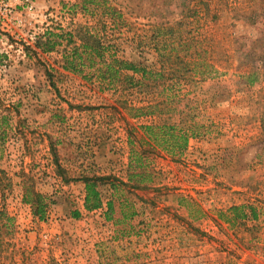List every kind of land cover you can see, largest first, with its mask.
<instances>
[{
    "label": "rangeland",
    "instance_id": "obj_1",
    "mask_svg": "<svg viewBox=\"0 0 264 264\" xmlns=\"http://www.w3.org/2000/svg\"><path fill=\"white\" fill-rule=\"evenodd\" d=\"M93 1L86 15L80 6L72 10L78 0H33L31 9L5 0L22 24L0 20V264H144L151 252L143 254L138 243L154 252L157 240L145 235L142 220L127 219L142 201L150 204L141 219L161 217L165 203H183L199 220L200 241L206 228L214 230L216 264H264V0ZM48 26L89 27L118 59H142L154 71L161 49L168 56L163 80L142 87L138 76L131 83L121 76L108 84L98 77V61L93 67L85 61L79 75L65 72V40L49 53L36 46ZM171 69L182 77L172 92ZM254 69L255 83L241 80ZM166 95L196 133L176 155L150 151L141 128L158 115L136 112ZM77 125H117L129 157L133 149L142 159L133 171L141 186H132L137 177L131 184L114 178L113 211L98 226H75L64 208L77 198L61 189L69 181L64 174L79 170ZM27 190L49 204L45 221L22 202Z\"/></svg>",
    "mask_w": 264,
    "mask_h": 264
},
{
    "label": "trees",
    "instance_id": "obj_2",
    "mask_svg": "<svg viewBox=\"0 0 264 264\" xmlns=\"http://www.w3.org/2000/svg\"><path fill=\"white\" fill-rule=\"evenodd\" d=\"M94 4L96 3L93 0H78V3L73 4L71 8L73 10L76 6H80V10L86 14L89 12L88 8L95 6ZM105 16H111V14H105ZM92 32L93 29L89 27H77L76 29L67 32L56 27L54 30L51 29L46 31L43 38L37 42L36 46L42 53H49L53 52L56 47L61 45L62 42H59L60 40H65V44L63 45L64 53L61 68L63 71L70 74H81V72H83V68H86L85 61L88 67L95 66V62L98 61L99 64H96V67H98V77L103 82H108V84H113L114 81L118 80L121 76H123L126 83L133 82L134 76H138L139 80L137 83L142 87H144L143 82H146L147 80L152 83L163 80L166 70L164 58H168V56L161 53V49L160 55H158V58H160V67L158 70L154 71L151 68L146 67L144 63L141 62L142 59L139 63H135L133 61L131 62L123 58L118 59L116 55L112 53V45L98 39L96 36H92ZM74 38H76V42L74 41ZM60 47H62V45ZM163 50H166V47H164ZM171 70L173 72V75L170 76V81L172 83L168 86V88H170V92H172V88L177 85L178 80L182 78L176 74V71H174L175 69ZM180 70H182L185 74L189 71L186 66ZM255 72L256 70L252 73L244 74L241 80H244L250 85L255 83ZM172 98L173 96L166 95L163 101L156 102L152 106L145 107V109L142 108L136 110L139 116L146 114V111L149 110H152V112L158 115L159 120L157 123L153 125H146L141 128V130H143L142 136L146 144L149 146L150 151L156 150L159 153L162 152L169 155L180 154L187 149L189 139L196 136L193 128L191 126H186L188 125L186 120L187 116L184 115L183 112H177L175 108H172V105L174 104ZM173 119L177 120L176 123L175 121L171 122ZM131 144L132 143L130 141V145ZM141 162V156L137 155L132 149L130 152L127 171L129 184H131L133 178L142 177L137 174L134 175L133 173V171L137 168H141ZM81 182L85 186L84 207L85 210L89 212L97 210L101 207V197L97 191L98 186L100 187L106 183L110 185L112 190L115 188L114 178L110 177L82 178ZM137 183V185L132 186L137 188L140 187L142 179L140 178ZM139 200L141 199L139 198ZM22 202L29 205L34 219L38 221H45L49 204L45 201L43 196L34 193L31 190H27ZM232 210L234 211L235 209ZM112 211L113 201L111 199L107 204L106 219H110L109 216ZM73 218H77L76 215H73ZM123 218L125 219L126 217L123 216Z\"/></svg>",
    "mask_w": 264,
    "mask_h": 264
},
{
    "label": "crops",
    "instance_id": "obj_3",
    "mask_svg": "<svg viewBox=\"0 0 264 264\" xmlns=\"http://www.w3.org/2000/svg\"><path fill=\"white\" fill-rule=\"evenodd\" d=\"M45 126L47 128L49 127V125ZM115 126L117 125H77L74 127L82 134L79 138L80 140L78 139L79 170L77 174L69 173L67 175L68 177L64 174L65 170L61 172L65 175V178L69 180L65 182L66 186L64 188L61 187V189L64 190L67 188V190H69V195H77L76 199L70 197L71 200L66 201V207L64 206L66 212L67 210L68 212L70 211L68 216L70 219L69 222H72L75 226L84 225L83 227H85L91 222H94V224L98 226L97 222L99 223L101 220L103 224H105V220H107V204L111 200L113 193L110 185L105 184L100 187L98 186L97 191L101 197V207L90 212L86 211L84 207L85 186L81 182L82 178H89L92 174H95L103 178H120L124 182L128 179L126 178L129 164L128 141L127 137L124 136L125 134L122 135V137L120 136L119 131H117L118 128L116 127L117 129H114ZM89 130H92V135L94 136L86 139L87 133L85 132ZM51 136L52 133L50 134L47 131L45 135L46 141H44L45 144L48 140L45 146L46 151H49L51 146ZM87 141H89V143H87ZM93 162L96 164L94 169L91 167ZM56 170L58 169L56 168ZM56 175L60 177L58 171H56ZM56 175L54 174L53 176L60 179ZM180 192L184 194L183 191ZM182 194L178 193L176 197L187 199L185 196L187 194ZM142 202L132 204L134 211L127 219H132L133 221L138 219L137 222L142 220L146 227V230H144V233H146L145 235H151V238L157 240L155 246L158 250L154 252L150 251V247L145 246V243H138L140 245L138 247L139 249L144 247L142 249L143 254H146L144 252H151L149 254L150 256L146 254L147 259L143 261L144 264H216L215 243L213 240L215 238L214 230L211 231L212 228H206L207 240L200 241L198 239L200 238L198 237L199 220L194 218L193 214L185 209L183 203H165L163 206L166 212H164L161 217L151 214V217L148 216L145 219H141V217L144 216V211L147 210L146 207L150 204L144 201ZM169 207L176 209V213L181 215V217L168 214L167 209ZM73 215H76L77 218H73ZM146 216L145 214V217ZM148 224H150V226ZM206 224L207 226L209 225L208 219H206ZM187 225H189L190 228H184V226L187 227ZM99 237H101V235H99ZM100 241H103V239L100 238ZM131 264H133V262H131Z\"/></svg>",
    "mask_w": 264,
    "mask_h": 264
},
{
    "label": "built area",
    "instance_id": "obj_4",
    "mask_svg": "<svg viewBox=\"0 0 264 264\" xmlns=\"http://www.w3.org/2000/svg\"><path fill=\"white\" fill-rule=\"evenodd\" d=\"M25 4L28 5V8H32V2L33 0H23ZM0 20L2 22H13L14 25H21L22 20L20 18H16V15L9 9V6L5 3V0H0ZM7 27V26H6ZM51 30L50 27H46L45 31ZM38 38L37 34L31 33V36L29 37L30 42H35ZM44 240L47 239V235H44Z\"/></svg>",
    "mask_w": 264,
    "mask_h": 264
}]
</instances>
